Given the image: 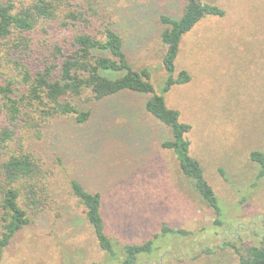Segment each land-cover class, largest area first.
<instances>
[{
    "label": "rangeland",
    "instance_id": "374dc122",
    "mask_svg": "<svg viewBox=\"0 0 264 264\" xmlns=\"http://www.w3.org/2000/svg\"><path fill=\"white\" fill-rule=\"evenodd\" d=\"M78 1L92 6L87 11L91 32H98L104 20L113 22L130 64L148 67L159 93L166 76L160 40L165 25L159 17H179L186 0ZM201 1L221 7L224 14L206 15L182 35L175 71L187 70L191 80L173 85L163 96L168 107L179 111V120L191 126L185 134L189 153L218 198L222 224L214 222L213 210L182 174L175 153L160 146L171 131L144 109L149 94L93 101L84 93L73 102L90 109L87 120L53 117L38 139L24 143L43 160L48 206L31 214L30 223L4 248L0 264H115L98 246L83 206L71 193L72 178L100 192L105 231L118 245L141 243L162 223L189 231L157 238L154 251L139 254L137 264H238L227 243L240 248L258 244L264 229V175L253 184L260 165L250 153L264 156V0ZM58 23H38L26 33L36 50L30 57L39 53V40L48 33L70 44L78 29ZM5 40L0 86L11 80L20 94L25 85L12 60H31L32 72L35 60L21 59L11 47L14 40ZM2 101L0 94L3 121Z\"/></svg>",
    "mask_w": 264,
    "mask_h": 264
},
{
    "label": "trees",
    "instance_id": "16d2710c",
    "mask_svg": "<svg viewBox=\"0 0 264 264\" xmlns=\"http://www.w3.org/2000/svg\"><path fill=\"white\" fill-rule=\"evenodd\" d=\"M80 3L78 0H22L17 5L16 0H0V45L6 44L5 39L14 40L11 47L21 59H28L36 51L34 41L26 33H32L38 23L59 21L61 27L78 29L72 34L70 44L66 39H50V33L41 42L39 40V53L30 57L36 64L33 72L29 69L31 60L26 64L12 60L25 85L20 94L12 88L11 80L0 86L4 114V120H0V259L12 237L30 223L31 214L37 215L48 206L43 160L27 148L25 141L33 137L38 139L53 117L71 115L78 122L87 120L90 109H82L73 102L84 93L93 101L122 93L149 94L144 109L171 131V138L162 140L160 146L175 153L182 174L213 210L214 222L222 224L218 198L198 159L189 153L190 143L185 134L191 126L179 120V111L168 107L163 95L173 85L191 80L187 70L175 71L182 35L204 16H222L224 10L201 0H186L179 17L160 15L159 21L165 25L160 40L164 46L161 61L166 76L160 92L156 93L148 67L134 68L130 64L124 41L113 22L104 20L98 32H91L87 11L92 10V6ZM250 157L260 165L253 183L256 184L264 175V156L260 151H252ZM69 183L71 193L83 206L98 246L115 264H137L139 254L149 255L154 251L159 237L189 234L185 229L162 223L151 238L141 243L118 245L105 231L100 192L86 190L75 178ZM227 244L238 255V264H264V229L258 244L242 248L234 243ZM204 251L211 252L209 248Z\"/></svg>",
    "mask_w": 264,
    "mask_h": 264
}]
</instances>
